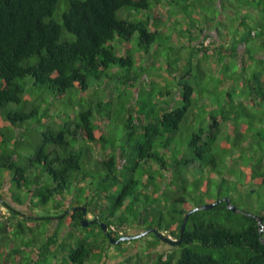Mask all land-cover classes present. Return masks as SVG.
<instances>
[{"label": "trees", "instance_id": "1", "mask_svg": "<svg viewBox=\"0 0 264 264\" xmlns=\"http://www.w3.org/2000/svg\"><path fill=\"white\" fill-rule=\"evenodd\" d=\"M212 4L256 20L223 14L215 46L189 14ZM178 45L202 57L182 73L159 59ZM263 102L264 0H0V264H264Z\"/></svg>", "mask_w": 264, "mask_h": 264}, {"label": "rangeland", "instance_id": "2", "mask_svg": "<svg viewBox=\"0 0 264 264\" xmlns=\"http://www.w3.org/2000/svg\"><path fill=\"white\" fill-rule=\"evenodd\" d=\"M209 1V0H208ZM241 7H236V9L237 10H233L232 8L231 9H229V7L227 8V9H229V10H222L221 9V6H219V7H217V5H215L214 6V4H212V7H205L204 8V10H200L199 12H201V13H197L196 11L197 10H195L196 8H191L190 10H189V14L191 15V13H193V16H198L199 17V19H193L194 20V23L196 22V23H200V22H203V23H205V22H208V24L207 25H210L209 27L210 28H212L213 27V29L215 28V27H217L218 26V21L220 20V19H222L223 17H222V15L223 14H225V19L227 20V19H229V17H236V16H238V15H240V12H241V9H240ZM199 10V9H198ZM233 10V11H232ZM197 18V17H196ZM235 19H237V18H234V21H236ZM211 21H212V23H211ZM227 23V22H226ZM233 22H229L228 23V26H226L225 28H224V30L227 32L228 30H230V31H233ZM179 29V26L178 27H176L175 29H174V31H176V30H178ZM187 41V40H186ZM255 41H257L258 42V40L257 39H255ZM170 45H171V43H169ZM169 44H166V43H164L163 44V46H166V45H169ZM256 45H258V44H256ZM161 49V51L159 52L160 54H159V59H163V61H165L166 59H167V61H171V65H172V67L173 68H177V71H180L181 73L183 72V71H185L187 68H188V65L186 66V65H184L183 63H182V68H180L179 67V69H178V67L175 65V62H174V60H175V58H177V60L178 61H180V62H182L184 59H191V58H194L192 61H193V63L194 64H197V62H198V60L197 59H195L196 58V56L199 58V59H202V57L201 56H199L196 52H194V53H192V50H191V48H185V47H182V46H180V45H178V47H175V46H172V47H164V49H163V47L162 48H160ZM189 53H192V55H189ZM211 55V54H210ZM162 61V60H161ZM213 61H216L217 63H219V61L216 59V57L214 56L213 57V55H211L208 59H206L202 64H201V67H203L204 69H207V70H210V69H213V66H214V62ZM262 64V63H261ZM258 65V64H257ZM256 65V66H257ZM186 66V67H185ZM233 67V66H232ZM254 68V67H253ZM157 70H155V72H156ZM154 72V71H153ZM193 73L194 74H197L198 72H197V69H194L193 70ZM208 76V75H207ZM199 77V75L197 76V77H195V78H193V76L189 79H187V80H190V81H192L194 84H196V83H198L200 80H203L204 81V83H206V79H205V77H203V78H201V79H198L197 81L196 80H194V79H197ZM186 79V78H185ZM193 79V80H192ZM213 79V81H214V83L216 84V83H218V81H217V77H213L212 78ZM169 82H172V84H171V87H170V90H172V91H175L177 94L182 90V86L177 82V81H169ZM165 83H164V81L163 82H161L160 84H159V87L160 86H163ZM200 84H202V82L200 83ZM219 89V88H218ZM218 89H216V91H214L215 93H219L218 92ZM222 90V89H221ZM220 90V91H221ZM206 96V97H208L207 96V94H203V96ZM259 95V94H258ZM198 96V93L196 94V97ZM217 96V95H216ZM216 96H214V97H216ZM165 97V96H164ZM221 99H223V97H221ZM262 107H264V102L262 103ZM262 113V112H261ZM226 133V128L225 127H223L222 128V135H224ZM200 166H199V164H198V162H194L193 164H192V169H198ZM7 188H8V186H7V182L5 183V185H4V189H5V191L7 190ZM251 187L248 185V186H245V187H243V189H241V190H243L242 191V193H241V195H242V198L240 199V202L238 203V205L241 207V208H243V209H245V208H250V209H253V210H255L256 209V207L259 205L258 204V202H257V197H258V190L257 191H255V193L253 194V195H250L249 197H246V193H248V192H246V193H244L246 190H248V189H250ZM246 189V190H245ZM228 198V197H227ZM245 200H248V202L250 203V205L249 206H247V205H245L244 204V201ZM207 201H209V199L207 198L206 199V202ZM38 211V210H37ZM151 235L149 234L148 236H143L144 238L141 240H139V241H136V243H137V245L139 244V247H138V249L141 251L142 249H144L145 248V246L147 245V241H145V239L146 240H152L153 239V237H150ZM5 243H6V241H4ZM4 242H2L4 245H6ZM111 250H108V257H109V259L110 260H114L116 257H117V255L119 254V252H120V250H114L116 247H113V245H111ZM121 249H126V250H128V246H126L125 245V243H123L122 244V246H121ZM135 249H136V247H135ZM125 250V251H126ZM115 252H117L118 254H115ZM26 253V252H25ZM113 263H114V261H113ZM112 263V264H113ZM109 264H111V262L109 263Z\"/></svg>", "mask_w": 264, "mask_h": 264}, {"label": "crops", "instance_id": "3", "mask_svg": "<svg viewBox=\"0 0 264 264\" xmlns=\"http://www.w3.org/2000/svg\"><path fill=\"white\" fill-rule=\"evenodd\" d=\"M256 12H257L256 10L253 11L250 8L241 9L240 15H238V17L240 16V18H241L247 14L248 15L247 17L256 20L255 19V13ZM253 29H257V26L255 24H253ZM209 31H210V34L213 38L216 35L215 46L223 43V40L220 39L219 37H217V34L215 33L213 28H210ZM254 39H256V38H254ZM256 44H257V41L252 40L249 43L244 44L241 42V44L237 45V50H238L237 55L233 59H230V65H231V67L233 66V69L235 70V76H236V74H239V73L241 74L243 72V69H246V72H245L246 76H248L250 73L251 74L253 73L257 63L255 61H251V63L249 64L250 57L248 59L247 54L251 53V54H249L250 56H253V57L258 58V59L263 56L262 55L263 53H261V51H262L261 49L258 51L257 50L255 51ZM250 46L252 49L250 48ZM217 56L218 55H216V57ZM238 89H239V87H238Z\"/></svg>", "mask_w": 264, "mask_h": 264}, {"label": "water", "instance_id": "4", "mask_svg": "<svg viewBox=\"0 0 264 264\" xmlns=\"http://www.w3.org/2000/svg\"><path fill=\"white\" fill-rule=\"evenodd\" d=\"M226 199H227V202L230 201L228 198H226ZM213 205H214V202H213V203H205V204H202V205L196 206V207L193 208L192 210L188 211V212L186 213L185 217H184L183 222H182L181 230L184 229L185 224H186V221H187V218H188V215L191 213V211H193V210H198V209H200V208H201V209H210ZM231 207L233 208V210H235L233 206H231ZM81 209L83 210V212L85 211V208L81 207ZM92 222H93V220L89 222V221L86 220V219H82V221H81V223H82L83 226H87L89 223H92ZM103 229L106 230V226H105V225H103ZM152 231L155 232V230H153V229H147L146 231H144V232H142V233H139V234H136V235H132V236H130V235H128V236H122V237H120L119 240L130 239L131 237H133V238H137V237H139V236H142V235L147 234V233L152 232ZM119 240L111 239V241L114 242V243H118Z\"/></svg>", "mask_w": 264, "mask_h": 264}, {"label": "clouds", "instance_id": "5", "mask_svg": "<svg viewBox=\"0 0 264 264\" xmlns=\"http://www.w3.org/2000/svg\"><path fill=\"white\" fill-rule=\"evenodd\" d=\"M258 31H259L258 28H257V29H253V30H251V36L255 38V36H256V34H257ZM200 41L203 42L204 47H206V46H208V45L210 44L211 39H210V38H205V39H202V40H200ZM192 46H194L195 48H197V47H198L197 42H196L195 44H193ZM201 52H203V51H201ZM212 55H213V57H214V56L216 57V54H212ZM216 59H217V58H216ZM203 83H204V81H203ZM235 96H237V95H235ZM226 198H227V197H226ZM228 199H229V198H228ZM88 218H91V216H88ZM106 228H107V227H106Z\"/></svg>", "mask_w": 264, "mask_h": 264}]
</instances>
